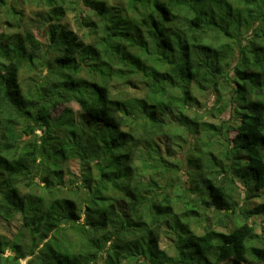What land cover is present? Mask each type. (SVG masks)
<instances>
[{
	"label": "trees",
	"instance_id": "16d2710c",
	"mask_svg": "<svg viewBox=\"0 0 264 264\" xmlns=\"http://www.w3.org/2000/svg\"><path fill=\"white\" fill-rule=\"evenodd\" d=\"M38 1L46 45L0 0V264H264V0Z\"/></svg>",
	"mask_w": 264,
	"mask_h": 264
},
{
	"label": "rangeland",
	"instance_id": "374dc122",
	"mask_svg": "<svg viewBox=\"0 0 264 264\" xmlns=\"http://www.w3.org/2000/svg\"><path fill=\"white\" fill-rule=\"evenodd\" d=\"M8 5L11 9L14 10L13 14L15 17L20 18V25L23 26V28L28 29L31 31V33L33 34V36L40 41L42 44L46 45L47 42V37L45 36L44 30L43 28H39L38 25L41 24L40 18L39 16H41L45 10H47L46 5L42 4L40 1L38 0H8ZM67 10H65V15L61 20V23L63 24H67V26L69 27V29H72L73 32H75L78 36L80 34L79 30L77 29V26L74 22V11H72L73 8H76L77 4H78V0H67ZM216 6V4H215ZM7 11H5V9H0V30L3 29L6 25H5V20L8 19V14H6ZM253 22V19H247V23L249 24ZM249 26V25H248ZM250 27V26H249ZM243 29V28H242ZM34 74V73H33ZM32 74L31 73H23L20 76V84L22 87H25L26 84L29 83V79L31 78ZM232 76V74H231ZM229 87H227L226 93H223V101L228 99V91ZM127 92H130V88H126L124 89ZM200 97L199 101L201 102V104H208L209 106H211L213 104V98H211L210 96L206 99V96H198ZM67 107L70 108V110L72 109V111L75 114V117L78 116L79 113V107L73 103L70 102L66 105ZM231 112H229V110L227 109L226 111H224V113H221L220 116H216L214 115L213 118L210 117H206L205 120L214 124H217L220 119L221 120H229V125H236L237 124V120L235 118H232L230 115ZM37 134H39V132H36ZM26 140V139H25ZM190 145H187L188 148L192 147L191 145H193L194 141L191 140L190 141ZM169 146H171V150L173 151L174 155L176 158H182V156L184 157V155L186 154L185 151V147L184 145L181 146H176V145H172V144H168ZM163 148L165 149V145H162ZM78 162L74 161V160H70L66 161L63 164V180L64 183H67V180L75 177H78L79 175V166H78ZM240 190H238L239 192H243L244 188L242 186H240L239 188ZM264 201H260L259 198H253L250 200V202L248 203V205L246 204V207L248 209H252L255 206L259 205L260 203H263ZM257 223L259 224V227L257 229V232L259 233L261 229L264 230V219L261 218H257L256 219ZM21 220L19 218H14L13 221L11 222H4L0 219V234H2L3 236L7 237V238H12L15 233L18 231V229L21 227L20 225ZM228 225L230 226L231 224L228 223ZM160 248H164L165 242L164 240L160 241L158 243ZM24 263V261H22V264ZM225 264H229V262H226ZM242 264H251L250 262L247 263H242Z\"/></svg>",
	"mask_w": 264,
	"mask_h": 264
}]
</instances>
